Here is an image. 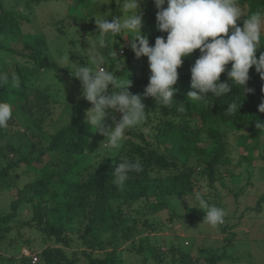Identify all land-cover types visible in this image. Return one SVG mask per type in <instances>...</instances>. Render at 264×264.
Masks as SVG:
<instances>
[{
    "label": "trees",
    "instance_id": "obj_1",
    "mask_svg": "<svg viewBox=\"0 0 264 264\" xmlns=\"http://www.w3.org/2000/svg\"><path fill=\"white\" fill-rule=\"evenodd\" d=\"M43 1L45 0H25L29 6ZM63 1L70 3L67 5L72 6L70 11L73 10L74 14L53 22L61 34L67 26L72 27V23L86 22L94 26V12H98L100 17L110 8L107 13L109 21L113 16L122 13L120 0H101L100 6L98 0ZM73 1L76 4H72ZM138 2L139 13H145V19L142 21L146 22L142 24L141 32L147 36L149 45L152 46L157 37L166 38L167 34L158 30L155 15L157 11L154 10L153 0ZM237 2L245 18L252 12L264 11V0ZM88 8L94 11L93 14L82 12V9ZM243 16L237 21V26L242 27ZM21 22V13L7 8L4 1L0 0V50L14 52L26 59L24 62L14 60V67L9 71L0 69L9 75L8 85L0 87V101L10 103L13 110V119L9 121V126L0 129V185L3 186L5 182V179L1 181V177L17 165H32L30 169L33 170L32 177L23 183L20 195L10 202V211L0 214V245L7 241L13 244L19 237L23 239L22 243L27 245L30 233L27 236L21 231V228L25 227L37 231L44 246L39 255L29 252L37 255L34 263L31 262V257L21 253L18 264H78V253L71 251L70 256L66 251L74 240L73 233L85 245L81 250L85 264H122L124 261L121 250L125 249L141 254V264L150 258L167 264H194L201 257L199 255L204 254L209 247L203 244L197 246L196 257L189 255V247L179 248L178 256H175L170 253L174 246H169L167 251H161L158 245H150L149 234L138 237L137 240L134 234L139 228L140 219V224H148V219L144 217L147 211L157 213L169 210L166 224L176 219L185 220L184 229L196 225L197 220H203V211L195 208L198 205L190 206L185 202L187 196L200 190L195 188L199 185L196 174L200 171L205 177V190H208L209 194L219 197L220 193L215 191L214 186L217 181L235 197L243 194L249 178L235 190L232 186L224 184V177L219 176L218 171L219 166L228 167V174L232 171L225 141L229 134L234 133L238 138L250 136L256 139L264 134V127L259 130L255 127L256 123H261L258 120L264 121V113L258 111V106L264 102V81L255 68L249 69L250 79L246 83V87L254 90L252 93L243 94L239 88L232 87L225 97L217 99L208 96L205 100L191 102L192 98L187 97V93L192 91L189 70L199 56V50H194L188 57L183 58V63L177 70L178 81L174 85L177 91L174 92V101L170 105L160 106L159 101H154L152 97H143L147 108V118L143 123L146 126L150 123L149 130L134 127L127 133L120 149L113 152L109 147H105V153L100 156L93 155L91 144L97 141L101 145L107 137L96 134L95 128L90 130L85 122L86 110L91 104L83 97L77 100L71 98L74 93L80 95L82 92V88H77L81 82L72 76L73 73H69L73 87L69 86L68 90L62 87L52 90L47 79L42 80L44 84H38L41 76L54 74L57 75L55 82H65L61 75L66 72L68 66L59 65L56 59L50 58L48 39L44 33H25L21 29ZM95 34L98 35V31H95ZM128 36L130 38V34ZM106 39L109 47L103 51L107 69L121 79L130 76L131 86L128 91L143 96L150 75L146 78L136 75L135 56L129 46L130 41H126L123 53L117 55L116 47L110 45L112 38ZM68 42L71 46L67 48L69 57H73L72 44L82 47V42L76 39H69ZM18 43L21 45L20 51L15 46ZM112 51L117 58L112 55ZM260 51H264V28L260 50L255 53L257 58ZM1 60L0 56V62ZM79 60L81 64L86 65V60ZM25 62L26 65H23ZM230 67L231 63L226 65V72ZM226 72L221 74L220 81L230 83ZM16 81L19 82L18 87ZM234 102H240L238 112H226L228 105ZM57 103L69 113L68 120L54 129L42 130L43 125L49 126L52 121H59L50 116L51 107ZM16 109L31 117L32 125H25L26 131L21 132V135L29 134L37 141L31 140L27 149H21L10 138L6 139L10 128L18 124L14 117ZM114 114L119 120L120 113ZM204 126L208 131L207 146L197 142ZM174 151L183 158L173 154ZM125 157L133 161L139 158L143 170L139 173L130 172L129 178L120 184L113 172L117 163ZM16 176L15 174L14 177ZM28 190L30 193L25 195L24 192ZM260 199L261 197L257 200L258 206ZM140 200L145 203H139ZM207 201L209 204L213 202L211 205L224 206L216 199ZM128 206H131L132 212L125 210ZM23 213H26L24 218L20 216ZM11 222L17 227L15 237L9 235L13 226ZM235 225L228 223L224 226L228 227L231 233L229 237L225 236L226 245L231 244L235 238ZM222 231L228 232L224 229ZM209 251L210 255L205 257L208 264L232 259L226 253L225 247L221 253H212L211 248Z\"/></svg>",
    "mask_w": 264,
    "mask_h": 264
},
{
    "label": "clouds",
    "instance_id": "obj_2",
    "mask_svg": "<svg viewBox=\"0 0 264 264\" xmlns=\"http://www.w3.org/2000/svg\"><path fill=\"white\" fill-rule=\"evenodd\" d=\"M153 3L157 9L158 30L166 33V38L157 37L154 45L150 46L147 36L141 32L142 13H139L138 0H126L124 8L130 14L123 20L120 16H114L110 21L94 19L100 39L92 44L93 66H75L71 63L76 69L72 76L82 85L81 95L91 104L86 110L85 122L90 130L95 128V132L107 137L105 144L113 150L122 147L132 128L145 122L147 108L143 97L150 96L164 107L174 101L177 70L183 58L194 50H199V56L189 70L192 91L187 93V97L192 98L191 102L205 100L208 96L217 99L225 97L232 87L239 88L243 94L252 93L254 90L246 87V83L250 79L249 69L253 67L264 81V51H260L259 58L255 55L262 43L264 11L252 12L245 18L237 0H153ZM242 16L244 20L240 27L237 21ZM122 33L130 34L129 46L137 58L147 57L150 76L143 96L130 93V80L127 77L118 78L104 66L103 50L109 47L106 38H114ZM112 55L117 58L113 51ZM229 63L231 67L226 72ZM225 72L230 83L220 81L221 74ZM8 83L9 75L0 71V87ZM16 86H19L18 81ZM239 106L240 102L231 103L226 112H238ZM258 111L264 113V102L258 106ZM113 112L120 113L119 120L112 115ZM106 116H111L114 127L105 125ZM12 119L11 104L0 101V129L7 128ZM258 121L261 123H256L255 127L259 130L264 127V121ZM142 170L139 158L133 161L125 157L117 163L113 173L115 179L123 184L130 172L139 173ZM195 200L198 202L195 208L204 213L202 222L213 228L224 224V208L209 204L200 192L196 193Z\"/></svg>",
    "mask_w": 264,
    "mask_h": 264
},
{
    "label": "rangeland",
    "instance_id": "obj_3",
    "mask_svg": "<svg viewBox=\"0 0 264 264\" xmlns=\"http://www.w3.org/2000/svg\"><path fill=\"white\" fill-rule=\"evenodd\" d=\"M4 4L7 8H13L18 10L21 13V29L23 32L30 33H39L42 32L46 35L49 44L50 58H54L58 61L59 65L68 66L66 72L62 73V77L65 78V82H61V84L55 82L54 78L57 75H48L47 77H40L38 84H44L42 80H48V86L55 90L58 87H62L66 90L70 87H73L72 84V76L69 73L75 74L76 69L71 65V63L75 66H82L80 58H83L87 61L86 66L92 65L91 61V50L90 47L93 44V41H98L100 39L99 35L95 34L97 31L96 24L94 26L89 25L86 22L80 23H72V27L67 26L65 32L61 34L57 31L56 24H53L54 21H57L61 18H66L71 14H74V11H70V7L67 5L70 3L64 2L63 0H45L36 5H27L25 0H3ZM100 1L98 0V5L100 6ZM139 1V0H138ZM122 8V13L115 17H121V20L126 18L127 11L124 8V4L126 0L119 1ZM17 3V4H16ZM72 4H76L75 1ZM139 4V2H138ZM166 7V5H164ZM110 8H107L105 12L99 17L97 15L98 12L92 11L90 8L82 9L83 13L93 14L96 20L107 19V13L110 12ZM140 10V4H139ZM157 11L156 7L154 9ZM142 13V12H141ZM156 15V14H155ZM28 16V17H27ZM114 17V16H113ZM112 17V18H113ZM28 18V19H27ZM145 19V13H142V20ZM146 22L142 21V24ZM96 26V27H95ZM96 29V30H95ZM129 34H120L119 38L114 37L111 40L110 45L116 47V54H121L123 49L125 48V43L129 39ZM56 36V38H54ZM69 39H76L81 44V46H77L79 44H75L73 48L74 56L69 57ZM16 48L20 51L21 45L18 43L15 45ZM92 48V47H91ZM0 56L2 60L0 62V69L4 71H9L14 67L13 61L17 60L20 62L26 61L21 55L14 52H9L5 50H0ZM135 56V54H134ZM135 64L136 67L134 71L138 77L146 78L150 75L147 57L141 56L137 58L135 56ZM70 61V62H69ZM26 65V62L23 64ZM106 67V64L104 65ZM107 68V67H106ZM133 71V73H135ZM130 80V76L127 77ZM52 80V81H50ZM111 86V85H110ZM82 88L81 83L77 86V88ZM82 95L80 93H74L71 95V98L77 100L81 98ZM63 106L59 103L53 105L51 107L50 116L52 119L59 120L58 122L52 121L51 124L43 125L42 130L54 129L55 127L65 123L68 120L69 113L65 112V109H62ZM16 111L14 117L17 119L18 124L16 123L15 127L10 128L6 135V139L10 138L18 147L21 149H27L30 145V141H37L35 138L30 137L28 135H21L26 131L25 125H32L31 117H28L27 114H22L18 109ZM107 111V110H106ZM117 113V112H114ZM112 115L115 116V114ZM49 116V117H50ZM157 116V114H156ZM48 117V118H49ZM116 117V116H115ZM153 117V115H152ZM117 120V117H116ZM154 123L156 120L153 121ZM105 125L107 127H114V121L111 116L105 117ZM19 131H17V128ZM140 128H146L149 130L150 123L146 126L144 123L137 126ZM136 127V128H137ZM22 132V133H21ZM36 132H38L36 130ZM18 133V135H17ZM96 134H100L99 132H95ZM207 127L204 126L200 130V134L197 137V142L199 145L207 146L208 139L207 136ZM21 136V137H19ZM107 140V138L105 139ZM105 140L101 142V145L98 144L97 141H94L90 146L92 147V154H99V156L105 153V147L108 148L105 144ZM226 146H227V154H229L231 158L230 170L228 172V167L219 166L218 175H223L224 184L228 186H232L233 189H239V186L244 185L249 178L248 184H245V188L243 189V194H238L237 197L233 195V193L227 192L228 190L225 186L221 185L220 182H214L215 191L220 193L219 197H215L209 194L206 189L205 177L199 172L197 173V178L199 179V185H196L197 190L194 194L186 197L185 202L187 205H198V202L195 200V195L197 192H200L204 199H210L214 201L215 199L222 205V208L226 211L225 222L221 226L217 228H213L208 225L206 222H202L203 220H197L198 223L194 226L189 227L188 229H184L185 220L180 221L176 219L169 224H166L167 216L169 210H162L157 213H152L147 211L144 214V217L148 219V224L143 225L138 223L139 228L134 234L135 240L138 237L148 235V240L150 245H158L161 251H167L169 246H174L173 250L170 253H174L175 256H178L177 249L188 248L190 250V254L192 257H196L197 246L203 244L205 247H209L212 249V253H221L223 248L225 247L226 253L232 259H222L218 261L216 264H264V134L259 136V139L251 138L250 136L246 137H237L234 133L229 134V137L225 138ZM96 147V148H95ZM94 148V149H93ZM91 149V148H90ZM96 149V150H95ZM111 151L115 152L110 148ZM173 154H176L183 158V156L177 151H174ZM241 161V162H240ZM86 160L84 161V163ZM237 162H240L236 164ZM236 164V165H234ZM1 166V165H0ZM32 165L21 164L11 168L5 176L1 177V181L5 179L3 186L0 185V214L6 213L9 210V204L12 199H15L20 195V189L23 186V183L26 179H30L32 177L31 173L33 170L30 169ZM17 175L14 177V175ZM217 175V176H218ZM3 178V179H2ZM234 180V182H233ZM210 189V188H209ZM211 190V189H210ZM30 191H25L24 194H29ZM260 199L259 206L257 205V200ZM139 203L143 204L145 201H139ZM211 202L210 204H212ZM22 206V203L21 205ZM258 206V207H257ZM126 211L131 210V206L129 208L126 207ZM200 211V210H199ZM21 217H26V213L20 215ZM185 221V223H184ZM236 224L234 230L236 231V235L231 244H227L226 237L231 235L228 227H224L227 224ZM12 229L9 232V235L15 237L17 227L14 225V222H11ZM30 229V228H29ZM21 228L22 233L28 236L29 242L25 246L22 242V238H17V241L13 244H9L7 242H3L0 245V264H18L20 259V254L24 252V250H29V252H35L39 255L40 250L44 246V242L41 240L40 235L35 230H29ZM228 230L227 231H222ZM74 240L71 243V247L67 248V253L71 256V251H76L79 256L78 264H85V258L83 257L81 250L85 248V245L81 243L79 239L76 238V234H72ZM7 240V239H6ZM226 245V246H225ZM209 248L205 251L194 264H208L205 260V257L210 255ZM188 249V250H189ZM121 256L123 257L122 264H141V254L134 253L133 251H128L127 249L121 250ZM96 254V252H95ZM100 254V253H97ZM29 255V254H28ZM30 257V255H29ZM170 258V255L167 256ZM167 264L156 262L152 258L148 259L146 263L143 264Z\"/></svg>",
    "mask_w": 264,
    "mask_h": 264
},
{
    "label": "built area",
    "instance_id": "obj_4",
    "mask_svg": "<svg viewBox=\"0 0 264 264\" xmlns=\"http://www.w3.org/2000/svg\"><path fill=\"white\" fill-rule=\"evenodd\" d=\"M23 254H29L28 250H24V252H22ZM31 257V262L34 263L37 260V255L35 253H30L29 254Z\"/></svg>",
    "mask_w": 264,
    "mask_h": 264
}]
</instances>
